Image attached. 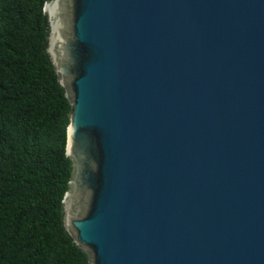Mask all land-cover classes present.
I'll return each mask as SVG.
<instances>
[{"label":"water","instance_id":"1","mask_svg":"<svg viewBox=\"0 0 264 264\" xmlns=\"http://www.w3.org/2000/svg\"><path fill=\"white\" fill-rule=\"evenodd\" d=\"M44 10L90 264H264V0Z\"/></svg>","mask_w":264,"mask_h":264},{"label":"trees","instance_id":"2","mask_svg":"<svg viewBox=\"0 0 264 264\" xmlns=\"http://www.w3.org/2000/svg\"><path fill=\"white\" fill-rule=\"evenodd\" d=\"M49 0H0V264H90L64 226L72 105L49 52Z\"/></svg>","mask_w":264,"mask_h":264}]
</instances>
